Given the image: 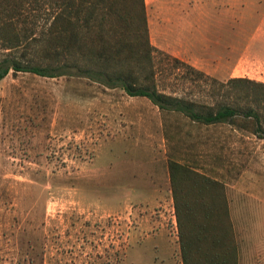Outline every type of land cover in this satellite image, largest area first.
<instances>
[{
  "label": "rangeland",
  "instance_id": "374dc122",
  "mask_svg": "<svg viewBox=\"0 0 264 264\" xmlns=\"http://www.w3.org/2000/svg\"><path fill=\"white\" fill-rule=\"evenodd\" d=\"M26 1L38 38L49 6ZM176 1L145 0L159 48ZM212 2L224 6V40L244 56L206 73L264 81V0ZM156 61L159 88L211 99L184 66ZM170 157L225 183L239 263L264 264V137L164 117L147 96L87 77L9 71L0 79V264H182Z\"/></svg>",
  "mask_w": 264,
  "mask_h": 264
},
{
  "label": "trees",
  "instance_id": "16d2710c",
  "mask_svg": "<svg viewBox=\"0 0 264 264\" xmlns=\"http://www.w3.org/2000/svg\"><path fill=\"white\" fill-rule=\"evenodd\" d=\"M39 1V0H33ZM45 28L37 38L26 0H0V79L9 71L87 77L147 96L165 117L176 112L192 123H230L264 137V81L231 76L225 82L152 43L145 0H45ZM36 40V41H35ZM193 84L210 86V100L159 88L156 60ZM190 159L167 161L182 264H239L220 179Z\"/></svg>",
  "mask_w": 264,
  "mask_h": 264
},
{
  "label": "crops",
  "instance_id": "0c3cea01",
  "mask_svg": "<svg viewBox=\"0 0 264 264\" xmlns=\"http://www.w3.org/2000/svg\"><path fill=\"white\" fill-rule=\"evenodd\" d=\"M212 1H176L169 20L162 26L163 40L159 46L206 72L226 73L232 68L233 60L244 56V53L239 54L236 46L230 49L226 43L229 40H224V20L219 16L224 12V6L215 7ZM226 12L229 13L230 8Z\"/></svg>",
  "mask_w": 264,
  "mask_h": 264
}]
</instances>
